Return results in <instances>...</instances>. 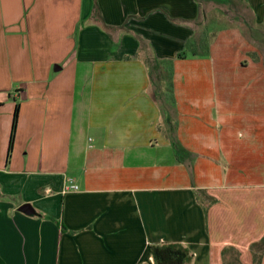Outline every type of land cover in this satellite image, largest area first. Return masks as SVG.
Wrapping results in <instances>:
<instances>
[{"label": "crops", "instance_id": "0c3cea01", "mask_svg": "<svg viewBox=\"0 0 264 264\" xmlns=\"http://www.w3.org/2000/svg\"><path fill=\"white\" fill-rule=\"evenodd\" d=\"M235 1L251 23L230 9L241 23L208 56L178 59L213 2L0 0V51L16 61L27 43L46 60L27 91L21 57L8 75L0 61V264H155L163 245L187 264H264V0ZM148 59L172 62L166 120ZM184 84L205 96L185 103Z\"/></svg>", "mask_w": 264, "mask_h": 264}, {"label": "trees", "instance_id": "16d2710c", "mask_svg": "<svg viewBox=\"0 0 264 264\" xmlns=\"http://www.w3.org/2000/svg\"><path fill=\"white\" fill-rule=\"evenodd\" d=\"M206 1L213 2L217 6L218 5L222 6V5L231 3V0H206ZM94 16L96 17L100 16V9H99L97 2L95 3V7H94ZM202 21H203L202 16H200L199 19L195 21V24H194L195 27H200V25L202 24ZM215 35L216 34L214 33L213 36L210 38V40L207 42V45L204 46L205 48L203 49V46H202L203 38L197 34V30H196V34L194 38L188 43L186 50L179 54L178 59H186L187 57L208 56L210 46L212 44L211 41L212 39L215 38ZM147 63H148V68L151 72L150 79H151L152 84H154L152 81V72L160 71L159 73L162 74V78L159 79V81L161 82V84L165 83L167 86L166 93L162 92L160 93V95H158V98H159L158 103L162 99V100L167 101L165 102L166 105L167 104L169 105L170 101L168 100L169 99L168 95L172 99V94L174 90V78H173L174 73H173V68H172V62H169V61L163 62V61H158L156 59H148ZM166 94H167V97H166ZM160 107L162 109V112L166 113L167 116H170L169 110L164 109V105H160ZM19 112H20V106L19 104H17L15 107V111H14V118H13V124H12L10 144L8 148L7 162H9L11 154L13 152L15 134H16L17 126H18ZM168 120L171 121L169 117H168ZM169 128H170V134H171L170 139H171L172 146L175 150L176 157L179 161H185L186 158L190 154L184 147H182V145L177 140L175 136V130L172 127L171 123H170ZM259 245L260 246L264 245V239ZM151 254L154 259L155 264H187L192 259V255L190 254V251L186 249L185 247H183L182 245L152 246ZM254 264H261V259H254Z\"/></svg>", "mask_w": 264, "mask_h": 264}, {"label": "rangeland", "instance_id": "374dc122", "mask_svg": "<svg viewBox=\"0 0 264 264\" xmlns=\"http://www.w3.org/2000/svg\"><path fill=\"white\" fill-rule=\"evenodd\" d=\"M229 6H230V3L226 4V5H222V6L218 5L217 7H215L213 5V9H211V8L207 9L206 6H204V9H202V15H204L205 12L207 13V11L215 14L214 16H212L214 18V20H211V21L209 19L207 20V19L202 18L203 19L202 24L197 29V34L203 38V43H202L203 49L205 48L204 46L207 45V42L210 40V38L213 36V34L217 32V29H219L218 32H220V31H223L221 29H225V28H223L225 26L228 27L230 25H235V24L239 25V23H241V21L238 20L237 16L234 17L232 14H231L232 16L230 15V17H229L230 19L223 17L224 16L223 14L226 12H229L230 9H231V12H233V14H241L243 16L244 20H246L245 23H251L248 12L243 8V6L239 5L237 1L234 0V5L232 7H229ZM215 8H218V10H215ZM213 10H214V12H212ZM211 24H213V26H211ZM213 27L215 29H213ZM212 32H214V33L212 34ZM213 40L214 39H212L211 43L213 42ZM38 53L39 52H35L29 44L23 43L22 49H21V54H18V57H17V60L20 59V57H21V67H20V70L17 72V75L21 78L22 83L17 84V85L15 84L14 86L17 87L16 89L22 88L23 91H27L29 88L28 82L31 80L34 81L37 78L38 74L46 72L45 69H38L39 64H40L38 62V60H43L46 62L44 55L38 54ZM3 58H5V60L8 62V67L5 69V71L8 75V74H10L9 62H11V58H12V61L14 62V64H16L17 60L14 61L13 56L10 53H6V52L1 50L0 51V61ZM55 58L58 59V57H55ZM56 66H59V65L54 64V68H53L54 70H55ZM159 72H152V81L154 83V84H152V93L156 96V98L158 100H159L158 95H160V93L163 92L162 90L164 88V86L162 87V85H164V83L161 84V82L159 81V79L162 78V74ZM150 74H151V72H150ZM199 88L201 91H199L198 89H194V88L191 89L189 86L185 87V84H184V86H183L184 102L189 104L190 100H188V99H190V97L194 96V95H198L200 97L205 96L206 86L205 85H199ZM35 90L40 91L41 88L38 87L37 85L31 86V92L33 93ZM16 92H17V90L14 91V93H16ZM25 95H26V93H25ZM165 102H167V101L161 99L159 103H160V105H164V109L169 110V112H170L171 107L168 104L166 105ZM25 109H27V108H25ZM27 110L31 111V112L34 111L32 108H29V107ZM40 114H41V111H40ZM32 115L33 114H30L28 117L30 122H33V121L35 122V120L37 121V119L40 118V115L38 114V112H37V115H39V116L37 119ZM164 118L166 120V113H164ZM25 123L26 122H25V117H24L22 120V127L21 128H25V126H24ZM204 199L206 200L207 197L205 196Z\"/></svg>", "mask_w": 264, "mask_h": 264}, {"label": "water", "instance_id": "95a60500", "mask_svg": "<svg viewBox=\"0 0 264 264\" xmlns=\"http://www.w3.org/2000/svg\"><path fill=\"white\" fill-rule=\"evenodd\" d=\"M19 211L29 216L35 215V211L33 210L32 206H30L29 204L23 205L19 209Z\"/></svg>", "mask_w": 264, "mask_h": 264}, {"label": "built area", "instance_id": "2783aa9c", "mask_svg": "<svg viewBox=\"0 0 264 264\" xmlns=\"http://www.w3.org/2000/svg\"><path fill=\"white\" fill-rule=\"evenodd\" d=\"M76 189H77V187L70 185V186H68V188H66V191L76 190Z\"/></svg>", "mask_w": 264, "mask_h": 264}]
</instances>
